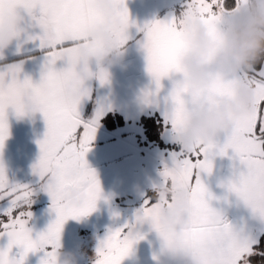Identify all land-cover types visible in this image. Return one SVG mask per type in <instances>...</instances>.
<instances>
[{"label":"snow or ice","instance_id":"snow-or-ice-1","mask_svg":"<svg viewBox=\"0 0 264 264\" xmlns=\"http://www.w3.org/2000/svg\"><path fill=\"white\" fill-rule=\"evenodd\" d=\"M116 2L123 25L118 39L123 45L129 39L127 30L132 25L125 0ZM241 2L188 0L186 8L195 9L210 34L216 35L222 13L238 8ZM5 11H18L20 15L23 12L25 26L20 27L18 38L24 33L29 41L39 40L40 47L47 52L39 82L27 76L21 79L20 64L0 70V150L9 136V109L18 117L35 112L43 114L47 131L38 141L41 155L33 171L46 182L56 216L34 238L29 227L32 213L26 208L32 203V189L10 183L0 163V202L7 205L0 208V238H7L6 246L0 247V264H25L28 254L36 252L43 253L40 264H57L65 222L89 215L102 198L97 175L86 161L102 111L98 110L94 118L85 121L78 106L90 91L85 87L79 50L81 46H98L89 44V32L103 18L95 7V0H0V22ZM35 26L41 29L38 35L27 31ZM137 27L144 33L140 44L146 53L147 71L155 84L154 90L144 92L143 100L149 105L157 104L161 80L182 72L181 58L187 47L182 23L173 18ZM58 61H63L65 66L57 68ZM97 78L102 85L109 80L107 73H100ZM246 78L255 91L252 111L233 120L223 143L215 141L201 144L189 153H172V167H164L161 173L164 181L154 186L166 187L178 181L189 190L191 215L182 230L180 246L192 254L195 264H254V260L256 264H264L260 236L235 227L220 210L213 208L210 201L215 197L202 179L205 174L211 175L214 158L227 156L230 150L232 173L220 186L235 194L254 219L264 222V67L255 69ZM236 85V78L217 77L202 95L209 101L216 95H232ZM186 95V87L174 82L167 98L171 106L164 113L171 133L184 127L192 110ZM73 190L80 192L76 202L67 199ZM173 203L169 199L160 203L151 197L145 199L134 221L110 228L99 241L95 264H121L133 245L145 238L139 230L143 219L150 220L151 229L159 234L163 242L161 252L170 249L175 237L161 228L158 209L165 205L171 207Z\"/></svg>","mask_w":264,"mask_h":264},{"label":"crops","instance_id":"crops-1","mask_svg":"<svg viewBox=\"0 0 264 264\" xmlns=\"http://www.w3.org/2000/svg\"><path fill=\"white\" fill-rule=\"evenodd\" d=\"M180 1L183 4H179ZM184 3L186 0H125L132 26L127 30L129 39L123 45V60L110 70L108 83L101 85L95 78L85 80V87L90 91L78 106L81 119L90 120L98 110L102 111L95 138L86 153L88 166L95 171L100 182L102 198L89 215L69 219L63 225L60 237L62 250L74 253L78 264H95L99 241L110 228L134 221L135 213L144 204L148 193L154 195V186L164 181L161 175L164 167H172V153L181 151L180 146L172 140L171 125L166 124L164 116L171 106L167 98L180 74L173 73L161 80L157 104L144 103V92L154 90L155 84L147 71L146 53L140 44L144 33L138 31L137 26L142 27L156 20L178 19L186 10L187 4ZM21 15L25 14L21 12ZM21 26H25L23 22ZM27 31L38 35L41 29L35 26ZM46 52L47 49L40 47L39 40L29 41L22 33L9 49L0 53V70L8 65L20 64L21 79L27 76L33 82H39ZM56 66L61 68L65 64L58 61ZM185 99L189 102L187 95ZM188 107H192L190 103ZM109 114L119 115L123 122L115 127H107L103 118ZM144 116H153L162 121L161 138L165 145L147 138L142 123ZM8 124L9 136L0 150V163L5 168L7 178H12L20 169L38 162L41 155L38 141L44 138L47 126L40 112L18 117L12 109L8 110ZM225 138L226 133L217 141L223 143ZM231 154L229 150L228 158ZM220 175L211 173L207 176L222 178V181L230 177ZM222 181H218L219 185ZM219 188L221 192L226 190L221 186ZM226 208L224 216L235 227L244 228L254 235L262 234L264 222L254 219L243 202L238 200ZM30 211L32 218L29 227L35 238L48 227L56 214L50 199L38 201ZM139 230L145 238L133 245L121 264H161L165 257L161 256L163 242L159 234L147 224ZM6 244L7 238H0V247ZM42 256V252L29 253L25 264H40Z\"/></svg>","mask_w":264,"mask_h":264},{"label":"clouds","instance_id":"clouds-1","mask_svg":"<svg viewBox=\"0 0 264 264\" xmlns=\"http://www.w3.org/2000/svg\"><path fill=\"white\" fill-rule=\"evenodd\" d=\"M95 7L103 20L90 30L89 44L98 46H81L79 50L85 80H99L100 73H107L109 78L110 70L124 57V44L118 39L123 29L118 3L116 0H95ZM178 20L182 23L187 47L176 83L186 87L192 110L184 127L172 133V140L181 151L189 153L201 144L217 141L231 129L234 119L253 109L255 91L246 77L257 65L264 67V0H242L238 8L224 11L216 35L210 34L195 9L186 8ZM21 23L18 11H5L0 22V53L18 39ZM217 77L236 78V90L232 95H216L209 101L202 93ZM32 192L48 193L46 182ZM154 193L151 198L157 203L165 199L174 201L171 207L165 205L158 209L161 228L175 237L172 247L161 252L165 257L161 264H195L192 254L180 246L182 230L191 215L189 190L177 181L155 188ZM79 197L78 190L67 194V199L73 202ZM139 223L140 226L150 225L151 221L143 219ZM57 264L78 262L74 253L63 251L60 245Z\"/></svg>","mask_w":264,"mask_h":264},{"label":"rangeland","instance_id":"rangeland-1","mask_svg":"<svg viewBox=\"0 0 264 264\" xmlns=\"http://www.w3.org/2000/svg\"><path fill=\"white\" fill-rule=\"evenodd\" d=\"M188 0H186L187 4ZM179 4H183V1H180ZM182 9V8H181ZM182 11V10H181ZM180 11V12H181ZM262 66L260 65L259 67L256 66V69L261 68ZM181 152V151H180ZM232 164L233 161L228 158L227 156H216L214 158V167L212 173L215 174H222V175H229L232 173ZM35 165V164H34ZM162 165H165L163 163ZM220 175V176H222ZM202 179L206 186L208 187L209 191L212 193L214 199L210 201V204L213 208L220 210L223 214L227 210L226 207H229V205H233L238 201V198L235 196V194H229L226 190L220 191V185L218 181H222V178H211V176H207L206 174L202 176ZM10 183H18L21 185H27L31 189H36L39 188L40 185H42L43 180L34 173L33 171V165L27 166L23 169H20L19 172L14 175L12 178H8ZM152 197L151 195H147V198ZM226 197V199H225ZM50 196L46 192H40L33 194L31 197L32 203L29 206H26L27 210L30 211V207L34 203H38V201H45L48 200ZM6 202H0V208L6 207ZM229 209V208H228Z\"/></svg>","mask_w":264,"mask_h":264},{"label":"trees","instance_id":"trees-1","mask_svg":"<svg viewBox=\"0 0 264 264\" xmlns=\"http://www.w3.org/2000/svg\"><path fill=\"white\" fill-rule=\"evenodd\" d=\"M259 66L260 65H257V67ZM103 122L107 127H112V126L115 127L116 125L121 124L123 122V119L119 115L109 114L103 118ZM142 123L145 127V133L148 139L157 141L160 144L165 145V143L162 141V138H161V132L163 129V123L161 120H157L153 116H144L142 118ZM150 195L152 197L154 196L152 193H150ZM35 206H36V203L32 204L30 207L31 210L34 209ZM260 240H261V246L264 247V231L260 235ZM254 264H256V260H254Z\"/></svg>","mask_w":264,"mask_h":264}]
</instances>
